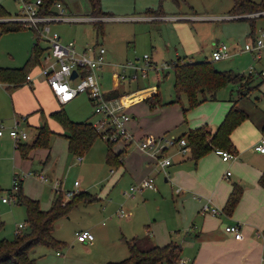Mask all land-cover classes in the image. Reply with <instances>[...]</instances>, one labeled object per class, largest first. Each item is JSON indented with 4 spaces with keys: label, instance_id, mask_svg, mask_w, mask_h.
<instances>
[{
    "label": "rangeland",
    "instance_id": "1",
    "mask_svg": "<svg viewBox=\"0 0 264 264\" xmlns=\"http://www.w3.org/2000/svg\"><path fill=\"white\" fill-rule=\"evenodd\" d=\"M176 1L177 3L173 0H99L100 11L108 18L88 21L86 18L91 15L88 0H59L57 2L61 4L63 16L72 20L51 22L48 27L50 32L58 35L60 42L70 41L76 50H81L86 45L101 44L106 51L105 61L110 65L133 61L147 55L157 65H170L178 58L187 62L206 60L217 71H230L243 76L247 75L249 67L256 73L264 70V53L260 54L258 60L253 59L252 54L247 52H239L215 62L209 59L213 45L225 44L232 53L241 50L251 35L250 32L264 27L259 15H246L253 20L251 29V22L228 16L232 0ZM250 1L258 4L262 0ZM0 6L6 12L5 17L0 18L1 22H14L10 20L21 15V0H0ZM147 9L159 10L162 16L148 18ZM48 10L55 15L52 6ZM18 24L21 28L14 31L4 32L0 27L2 68L23 67L34 45L43 51L42 56L45 52L46 44L41 36L33 29ZM109 69L111 70L104 67L101 71V91L106 92L112 85ZM36 73L38 74V65L31 70L30 76L34 78ZM164 73L166 74L162 77ZM163 74L156 82L154 73L149 71L146 79L139 78L136 82L119 85L118 91L121 94L148 87L155 88L160 100L159 106L155 104L150 109L144 101L138 103L137 106L142 110L140 116L148 121L159 113L160 108H166L168 116L165 123H172L180 118L174 133L185 131L200 121L206 122L213 129L233 107L249 115L264 113V76H257L249 83L245 97H240V85L227 83L215 92L213 100H205L183 115V95H179V103L167 104L175 98L171 68ZM0 84L6 85L0 86V123L5 127L4 135L0 137V223L3 225L0 241L13 240L17 225L24 224L26 220V209L23 205L17 204L15 200L2 202L3 198L9 199L12 195L14 179L18 177L23 195L38 201L41 211L49 209L55 193L53 189L60 190V193L86 192L95 198L90 203L77 201L65 215L53 222L50 236L59 242V248L43 245L32 247L29 254L37 263L55 259L54 256L58 254L79 260L110 254L108 262H118L128 255L124 240L141 236H146L157 246L175 243L180 247V253L192 254L193 247L186 243L197 233L195 229L189 228L196 226L199 217L193 220L196 212L192 202L175 195L178 183L170 172L172 167L178 168L184 164L193 166L192 162L185 160L166 167L169 168L170 178L168 182H164L163 173L155 168L153 162L148 163L137 151L124 148L118 143L111 144L112 152L121 151V166L125 168V173L120 176L123 170L120 165L109 166L105 163L107 145L99 138L82 153V161L77 162L76 156L67 153L64 129L55 114L59 113L71 122L91 123L94 117L87 96L80 93L60 106L35 85L30 87L26 83L16 86L2 82ZM144 94L146 93L139 92L134 96L140 97ZM155 94H150L145 99H151ZM35 104L38 107L36 110ZM239 125L240 123L230 133ZM15 127L27 134V138L19 142L28 146L24 156L22 151L16 149L14 140L8 136L9 130ZM41 127L47 132L45 145L34 144ZM240 129L241 127L237 128L236 132ZM209 154L210 152L206 153L203 158L211 160ZM173 155V161L181 156L169 153L170 160ZM224 169L229 174L233 172L231 168ZM218 171V166L213 163L208 169L209 173ZM38 176L46 178V183H41ZM146 177L152 179L154 189H143L133 197H127L128 188L136 187ZM229 179L232 180L231 177ZM73 182H76V186ZM67 200L69 199L62 197V201ZM26 229L27 226L22 233ZM82 230L87 231L89 244L75 239L74 232ZM90 244L95 248L91 255H87L81 247ZM179 259H182L180 255ZM106 263L107 261L102 264Z\"/></svg>",
    "mask_w": 264,
    "mask_h": 264
},
{
    "label": "trees",
    "instance_id": "2",
    "mask_svg": "<svg viewBox=\"0 0 264 264\" xmlns=\"http://www.w3.org/2000/svg\"><path fill=\"white\" fill-rule=\"evenodd\" d=\"M59 0H41L40 14L50 15L48 10L54 2ZM177 3L176 0H173ZM91 7V15L93 17H102L104 15L99 9V0H88ZM264 11V0L255 4L250 0H232V7L228 16L239 17L238 20H247L253 28V20L246 17L247 14L258 13ZM50 13V14H49ZM147 17H161L160 11H146ZM6 12L0 6V18L5 17ZM245 17H241V16ZM258 17L264 22V13ZM2 31H14L20 29L18 23L1 22ZM251 34L253 31L250 32ZM251 36V35H250ZM42 50L34 45L31 54L26 64L21 68L10 69L0 67V82L11 84L12 86L25 84L26 77L30 74L35 66H39ZM173 73V92L175 98L167 104L179 103V95L185 98V107H181V112L184 115L186 111L194 108L199 103L205 100H213L215 92L227 83L240 85V97H245L249 83L259 77V74L243 76L242 74H233L230 71H217L211 64L206 61L192 62L178 59L171 65ZM163 74L162 77L165 76ZM136 91V90H135ZM105 96L119 97L126 93L112 91ZM150 102L157 100V94L153 98L148 99ZM60 120L64 133L63 137L66 140L67 153L74 156L82 155L97 139L96 133L87 122H71L64 116L55 114ZM245 118V114L236 108H230L224 115L222 121L211 131L206 125H200L196 128L188 130L184 136L186 146L188 148V159L195 163L199 158L206 153L215 149L229 152L231 144L229 134L232 129ZM47 141V132L44 127L38 131V136L34 144H43ZM105 163L109 166H118L121 164V151L113 153L110 149L111 144H106ZM27 145L18 144L16 149L22 151V155L27 153ZM21 182V181H20ZM241 193V188L236 184L231 185V190L221 209V213L229 216L236 205ZM17 204L23 205L26 209L25 224L27 229L19 236H14L13 240L2 239L0 241V264H35V259L30 257V250L36 245L46 247L59 248V242L52 239L50 236L53 222L81 200L90 203L95 198L90 197L86 192H76L72 198L67 201H62V193L56 190L48 210L41 211L38 208V201L32 200L22 193L21 183L16 192L12 193ZM3 225L0 223V231ZM127 249V257L118 262H107L106 264H177L180 255V247L175 243L169 242L163 246L153 244L146 236L132 237L124 240Z\"/></svg>",
    "mask_w": 264,
    "mask_h": 264
},
{
    "label": "crops",
    "instance_id": "3",
    "mask_svg": "<svg viewBox=\"0 0 264 264\" xmlns=\"http://www.w3.org/2000/svg\"><path fill=\"white\" fill-rule=\"evenodd\" d=\"M105 67L109 68L108 66ZM35 68L36 66L32 70ZM110 71L109 69L108 72L111 76ZM99 78H101V72L99 73ZM111 80V87L106 90V92L103 91L106 94L109 92L111 94L113 93L112 91L119 92L118 86L124 84L117 83L113 78H111ZM32 85L38 87V89L49 96L52 101H55L44 81L38 77L37 73L30 83V87ZM0 86L4 87L6 85L0 84ZM139 92H145L146 94L135 97L134 95ZM155 93L157 94L155 88L148 87L122 95L128 104L127 112L130 116V121L126 124V129L135 138H139L143 135H167L184 138L188 130L200 125H206L208 127L206 122L200 121L194 123L195 125L187 128L185 131L174 133L177 124L180 122V118L175 120V122L165 123V118L168 116L166 108H160L156 116L149 118L148 121L144 120L140 116L142 110L137 104L144 101L150 109L153 108L155 104L158 105V103L154 102L155 100L150 102V100L145 99L150 96V94L153 95ZM157 100L160 102L158 97ZM34 108L36 110L38 108L37 105ZM16 122L18 124V121ZM239 127H241V129L239 132H236ZM237 128L229 134V141L231 144L229 153L234 155L233 159L222 161L219 156L215 155L212 151L209 154L210 157H212L211 160H209V158L205 160L202 156L197 162L193 163L188 159V150L185 156H178V160L174 159L175 161H173L175 155L171 158L172 166L176 163L185 162V160L192 162L193 165L191 166L189 164V166H187L184 164L178 168H173L170 165L172 167L170 168L172 178L174 177V180H176L175 182L178 183L175 189L178 190V193H175V195L183 196L182 200L192 202L196 212L193 215V220L195 217H199L198 220H196V226L189 228L192 230L195 229L197 233L193 239H189L186 243L193 247L192 254L188 255L185 252L180 253L182 260L186 261L187 264H261V257L264 253V153L258 154L254 152L253 145L261 137H264V113L262 115H249L246 113L245 118L240 122ZM214 129L215 127L210 130L213 131ZM3 135L0 137H3ZM118 144L122 145L124 148L137 151L139 155H142V157L144 156L148 163L151 161L132 144L125 145L121 142H118ZM172 152L177 154L175 151ZM79 156L82 157V155ZM212 163L218 166L219 171L217 173L208 172ZM117 167H119V165ZM121 167L120 164V168ZM223 168H231L233 172L226 178H223L226 172L223 171ZM122 169L120 176H123L125 173V168L122 167ZM168 169L167 171L165 170V175L163 174L164 182H168L170 178ZM229 177H231L232 180H230ZM232 184L239 186L241 188V193L229 216H225L222 213L223 216H214L200 212L202 202L205 200H208L212 206L221 211ZM53 190L54 192L56 191L55 189ZM193 196H199L200 201L193 199ZM234 223L239 224V231L241 234L240 238L237 240L234 239L231 234L224 231L225 226ZM257 231L261 232L262 238L255 236V232ZM86 247L82 246L81 248L87 255H91L95 246L90 244V246ZM54 257L55 259L38 263L35 262V264H102L110 260V254L82 260L72 259L63 254H58Z\"/></svg>",
    "mask_w": 264,
    "mask_h": 264
},
{
    "label": "built area",
    "instance_id": "4",
    "mask_svg": "<svg viewBox=\"0 0 264 264\" xmlns=\"http://www.w3.org/2000/svg\"><path fill=\"white\" fill-rule=\"evenodd\" d=\"M41 0L31 2L29 0H21V15L10 21L20 23L23 27L33 29L37 35L39 34L46 44V49L40 58L38 66V77H40L51 96L55 99L58 105L62 106L78 94L84 93L90 102L92 109V116L94 120L90 123L96 133L97 138L104 141L106 144H115L121 142L125 145L132 144L138 151L147 156L164 175L166 167L171 165L169 153L175 151L179 155L187 153V146L185 138H177L173 136L160 135L151 136L143 135L135 138L126 129V124L130 121V116L127 112L128 104L124 96L119 97H105V92L101 91L99 83V73L105 66L111 68V78L117 83L136 82L139 78L146 79L147 72L151 71L155 75V80L158 82L164 71L171 68L172 63L157 65L151 61L147 55H142L135 58L133 61H125L117 65H110L105 61V48L101 44L86 45L81 50H76L74 44L70 41L66 43L60 42L58 35L50 32L48 23L66 21L72 19L63 16V9L60 2L52 4L55 15L40 14ZM264 12L254 13L256 16ZM254 14H250L252 17ZM248 16V15H247ZM246 16V17H247ZM232 17V16H229ZM236 17V16H235ZM108 16L93 17L89 16L88 21H102ZM152 18V17H148ZM114 19V18H113ZM115 18L114 20H120ZM110 20L112 17L110 16ZM1 21V20H0ZM247 52L252 54L253 59L258 60L261 53H264V27L258 28L247 41L243 44L242 49L234 53L230 52L225 44L213 45L210 49V61H219L232 57L236 53ZM182 60V59H180ZM75 72V76L70 78L71 72ZM246 74L264 76V70L258 73L254 72L253 68L249 67ZM34 78L30 74L26 77V84H30ZM17 124V122H16ZM4 126L0 123V136L3 135ZM8 136L14 140L16 146L20 141L27 138V134L23 130H18L16 127L9 130ZM253 151L258 154L264 153V137H261L254 145ZM213 153L222 161L233 159L234 155L219 149H215ZM81 156H76V161L80 162ZM229 173L226 171L223 178H226ZM42 183H46V178L38 176ZM20 179L15 177L12 186L13 193L19 188ZM76 186V182L73 183ZM143 189L153 190L152 179L147 177L142 180L136 187H129L126 193L127 197H133L140 193ZM76 193V192H75ZM73 192H63V198L70 199L75 194ZM174 193H178L175 190ZM193 199L200 201L199 196H193ZM9 200H14L10 196L9 199L3 198L2 202L7 203ZM200 212L203 214H211L214 216L220 215L216 207L212 206L208 200L202 202ZM26 224H18L14 231V236H19ZM224 231L233 236L234 239L240 238L239 224L234 223L224 227ZM255 236L262 238L261 232H255ZM74 237L78 242L89 244V235L87 231L74 232ZM177 264H187L186 261L179 259ZM261 264H264V253L261 257Z\"/></svg>",
    "mask_w": 264,
    "mask_h": 264
},
{
    "label": "water",
    "instance_id": "5",
    "mask_svg": "<svg viewBox=\"0 0 264 264\" xmlns=\"http://www.w3.org/2000/svg\"><path fill=\"white\" fill-rule=\"evenodd\" d=\"M75 76V72L72 71L71 74H70V78H73Z\"/></svg>",
    "mask_w": 264,
    "mask_h": 264
}]
</instances>
